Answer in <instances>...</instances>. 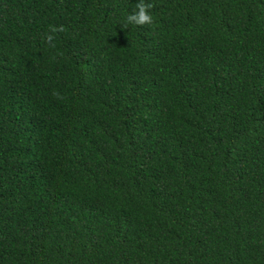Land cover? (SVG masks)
I'll use <instances>...</instances> for the list:
<instances>
[{
	"label": "trees",
	"instance_id": "obj_1",
	"mask_svg": "<svg viewBox=\"0 0 264 264\" xmlns=\"http://www.w3.org/2000/svg\"><path fill=\"white\" fill-rule=\"evenodd\" d=\"M137 2L0 0V264H264V0Z\"/></svg>",
	"mask_w": 264,
	"mask_h": 264
},
{
	"label": "clouds",
	"instance_id": "obj_2",
	"mask_svg": "<svg viewBox=\"0 0 264 264\" xmlns=\"http://www.w3.org/2000/svg\"><path fill=\"white\" fill-rule=\"evenodd\" d=\"M154 5L152 3H147L145 0H138L134 6L132 13L127 15L124 22L121 23L122 27L127 29L130 25L135 26H145L152 25L154 23L153 15L150 12ZM65 29L63 25L57 27L53 26L49 33L46 35L45 39L51 44L52 47H55V44L52 43L55 39V33L63 32Z\"/></svg>",
	"mask_w": 264,
	"mask_h": 264
}]
</instances>
